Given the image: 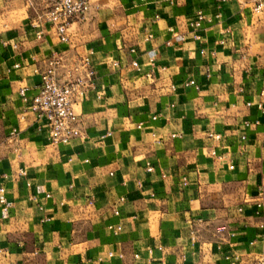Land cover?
Wrapping results in <instances>:
<instances>
[{
    "label": "crops",
    "instance_id": "0c3cea01",
    "mask_svg": "<svg viewBox=\"0 0 264 264\" xmlns=\"http://www.w3.org/2000/svg\"><path fill=\"white\" fill-rule=\"evenodd\" d=\"M54 1L0 0V187L10 204L0 264H227L226 255L259 253L264 13L237 0H100L61 45L49 27L40 39L30 27ZM53 52L67 67L88 55L96 75L75 108L85 138L67 146L35 130L18 93L34 94ZM213 146L233 170L209 155Z\"/></svg>",
    "mask_w": 264,
    "mask_h": 264
},
{
    "label": "built area",
    "instance_id": "2783aa9c",
    "mask_svg": "<svg viewBox=\"0 0 264 264\" xmlns=\"http://www.w3.org/2000/svg\"><path fill=\"white\" fill-rule=\"evenodd\" d=\"M145 2L146 0H140ZM218 4L227 3L232 0H215ZM242 5L249 6L251 14L254 16H260L264 13V0H237ZM100 0H55L51 7L41 14H37L30 22V27L35 31L37 39H40L43 34V29L49 27L53 30V33L61 45L70 44V28L79 20H84L91 11H96L100 8ZM205 15L202 11H198L196 19L192 23V26L198 28L200 23L204 20ZM149 38L152 36L149 34ZM8 46L7 43H4ZM169 45V42L167 43ZM16 48V46H13ZM131 53H135L132 49ZM63 52H53L49 57L45 59L44 67L41 71H36L39 82L36 86L35 92L31 97L27 96V88H22L18 91L21 100L28 106V110L34 115L37 132H44L49 144L54 146H67L73 140L84 139L85 134L82 128V122L76 113V106L84 100L85 97L97 88L96 75L92 67L90 58L88 55H84L80 58L79 64L75 67H67L64 64ZM155 56L151 55L148 58V62L153 66ZM114 66L117 65L115 62ZM264 66V60L262 61ZM131 66L136 70H139L138 63L134 60L131 62ZM18 67V66H15ZM149 77V75H148ZM208 77V74L206 75ZM185 87L192 86L196 90H200V86L196 81L190 80L184 84ZM172 90H175V86H171ZM264 92L260 93L263 96ZM247 107L250 103L246 104ZM261 108V105H259ZM258 121H245L243 126L248 129L251 126H257ZM17 131L12 129L11 137L15 136ZM175 137V135H174ZM207 138L214 143H219L222 139L220 133L210 132L207 134ZM242 141L245 140V136H241ZM209 155L216 161L226 162L228 168L233 170L235 165L234 161L227 157V155L219 151L218 146H213L209 150ZM151 170L150 167L147 169ZM19 176L24 177L25 172L20 170ZM182 185H187V180L183 178ZM27 186H30L27 183ZM258 214L261 216L260 227L264 230V186L258 187L257 195ZM125 202V197L121 196L117 199L116 204L113 207V215L119 216V206ZM10 204L5 197V189L0 187V211L3 215L9 213ZM241 212V209H239ZM110 230L115 233H119L122 230L120 224L116 226H109ZM218 235L227 234L232 236V233L228 232L225 227H218L216 230ZM196 236L192 231L190 233V241L195 243ZM158 250H162L161 247ZM149 254L153 253V250L148 251ZM5 253L3 249H0V256ZM109 256H111L109 254ZM137 258V256H135ZM227 264H264V244L259 253H248L243 256L239 253H233L225 256Z\"/></svg>",
    "mask_w": 264,
    "mask_h": 264
}]
</instances>
